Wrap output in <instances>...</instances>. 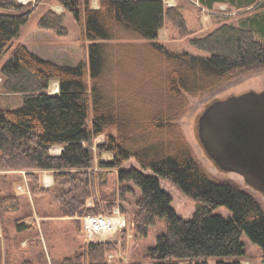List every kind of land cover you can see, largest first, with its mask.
<instances>
[{
    "label": "trees",
    "instance_id": "trees-1",
    "mask_svg": "<svg viewBox=\"0 0 264 264\" xmlns=\"http://www.w3.org/2000/svg\"><path fill=\"white\" fill-rule=\"evenodd\" d=\"M44 1L36 0L29 10L18 0H0V60L13 49L0 75L4 90L24 100L19 109L0 107V171L25 172L33 198L49 199L57 217L75 218L113 213L114 194L103 189L99 178L106 170H117L120 199L130 206L135 199L136 210L128 221L135 242L165 220V231L146 251L150 264H192L201 258H216L215 264H242V234L264 251L260 202L240 184L213 178L195 157L178 124L187 111L188 96L218 90L238 71L264 68V40L255 36H264V16L242 26L224 23L205 36L192 38V46L209 54L201 56L174 53L156 42L166 19L182 36L188 35L183 13L178 7H167L163 0H100L99 9L92 8V0H58L66 13L83 24L84 37L93 43L89 65L69 66L44 59L25 44L13 45ZM215 1L206 3L211 7ZM64 20L65 13L49 10L38 27L67 36ZM134 37L153 42L147 46L160 51L164 64L160 81L159 73L153 74V85L160 84L158 91L140 98L124 94L121 85L113 88L117 91L107 90L103 73V54L109 43ZM54 79L60 83L58 96L49 94ZM140 105L148 110L139 109ZM110 129L117 134H107L103 142L95 143ZM54 148L61 151L54 153ZM96 151L113 158L104 160ZM132 159L141 169L123 168ZM44 171L53 173L52 188L43 186ZM162 181L196 201L190 220L178 215ZM22 201L20 195H0V212H18ZM220 207L228 208L232 216L215 214ZM20 220L16 228L25 232L29 225ZM128 229L121 233L124 248ZM118 249L115 241H89L73 256L51 264H113L109 255ZM21 264L47 262L42 254L25 257Z\"/></svg>",
    "mask_w": 264,
    "mask_h": 264
},
{
    "label": "rangeland",
    "instance_id": "rangeland-1",
    "mask_svg": "<svg viewBox=\"0 0 264 264\" xmlns=\"http://www.w3.org/2000/svg\"><path fill=\"white\" fill-rule=\"evenodd\" d=\"M26 9H31L36 6V0H18ZM93 1V0H92ZM100 1V0H99ZM166 6L178 7L184 15L187 25L188 35L182 36L178 28L169 20L166 19L165 25L160 32L159 39L156 41L159 45L168 48L174 53L189 52L194 55L209 56L208 53L201 51L191 45L190 40L195 37L205 36L218 26L228 23L235 26H242L251 19L257 18L259 15L264 16V0H217L210 7L206 0H163ZM49 10L60 11L65 13L64 25L68 30L67 36H59L55 32L42 30L38 27V22L41 17ZM84 26L76 21L72 13H66L64 8L59 4L58 0H45L38 5L35 11L31 14L30 20L21 30V34L16 39L25 44L33 53L44 59L56 62L59 65L76 66L81 62L90 64V45L93 44L90 40L84 37ZM256 39L264 40V36L255 33ZM15 43V42H14ZM147 43H153L142 38H132L128 41H113L110 42V48L104 51V71L105 79L108 85L107 90L117 91L113 88L122 86V92L138 96V98L149 95L150 92L156 93L160 84L153 85V74H158L159 81L162 78L160 75L164 68L161 53L153 48H149ZM108 44V43H107ZM14 45V44H13ZM15 47V45H14ZM155 50V51H154ZM11 52H8L0 60V69L2 65L10 58ZM90 83L91 77L89 76ZM58 88L60 89V83ZM57 87V84H56ZM118 89V90H119ZM51 90V89H50ZM49 90V91H50ZM54 90V86L52 87ZM264 90V68L258 70L238 71L234 77L221 88L211 93L202 94L199 96H188V108L182 118L178 121L185 138L187 139L195 157L203 165V167L216 180H232L252 195L260 202L264 208L263 193L249 187L244 179L237 173L227 172L220 169L213 160L207 155L199 137L198 126L199 119L203 112L216 101H222L232 96H239L251 91L261 92ZM24 105L22 95L8 94L4 90V80L0 75V107L8 109H19ZM139 109L146 112L141 105ZM146 110V111H145ZM150 110V109H149ZM91 119V118H90ZM91 125V124H90ZM107 134H117L116 129L108 130L104 135L95 139V143L103 142ZM61 148H54V153H59ZM97 156L104 160L113 158L112 154L104 153L100 156L96 151ZM137 167L141 169L135 159L126 162L123 168ZM24 175V174H23ZM117 170L104 171L103 176H100V183L104 181V190L108 193H113L115 197L114 210L119 208L120 211L127 217L130 222L135 208L134 205H125L120 199V185L118 182ZM26 177V175H25ZM27 180V178H26ZM28 182V180H27ZM55 182V180H54ZM26 197L22 196L24 203H34L35 207L46 208L49 202L50 208H47L45 216L52 218L51 225L45 226L40 224L39 237L44 235V241L39 240L40 244L36 245L34 253L37 255L43 251L47 264H51V260L58 261L66 257L73 256L81 246L88 242V238L81 230V217H77L80 221L69 220L70 217H57L54 214V209L50 204L49 199H36L31 195L29 183H27ZM162 187L173 197V207L178 215L185 220H190L194 214L196 201L185 195L177 186L170 182L162 181ZM22 193L21 187L17 190ZM139 195V191H137ZM133 197H130V200ZM32 199V200H31ZM91 203H89L90 205ZM215 214L222 215L226 218L232 216L228 208L220 207L215 210ZM72 218V217H71ZM21 221V220H20ZM65 221V222H64ZM165 220H159L158 224L151 228L149 235L135 242V237L130 228L127 230V244L123 245V236L121 233L114 235L113 241L119 244L117 252L112 253L109 261L113 264H118L120 261L125 263L143 262L150 264L145 260V254L148 248L155 246L157 237L165 231ZM42 232V234H41ZM25 236L29 233L24 232ZM97 240L92 239L91 241ZM242 242L244 244L245 255L242 258V264H264L263 249L252 243L246 234H242ZM21 244V243H20ZM19 244V245H20ZM48 250V257L46 250ZM19 254V250L17 251ZM8 257L2 255L0 249V264H21L25 258L23 254ZM37 257V256H36ZM36 257H33L36 258ZM49 258V259H48ZM216 258H201L193 261L192 264H215ZM187 264V262H186Z\"/></svg>",
    "mask_w": 264,
    "mask_h": 264
},
{
    "label": "water",
    "instance_id": "water-1",
    "mask_svg": "<svg viewBox=\"0 0 264 264\" xmlns=\"http://www.w3.org/2000/svg\"><path fill=\"white\" fill-rule=\"evenodd\" d=\"M198 137L220 169L264 195V90L211 104L200 116Z\"/></svg>",
    "mask_w": 264,
    "mask_h": 264
},
{
    "label": "crops",
    "instance_id": "crops-1",
    "mask_svg": "<svg viewBox=\"0 0 264 264\" xmlns=\"http://www.w3.org/2000/svg\"><path fill=\"white\" fill-rule=\"evenodd\" d=\"M92 8L99 9L100 8V1L93 0L92 1ZM56 12L60 13V11L56 10ZM24 28V27H23ZM22 28V30H23ZM21 34V33H20ZM14 45L23 44L22 42L14 41ZM58 80H52L50 85L49 94L53 96H58L60 93V89L58 88ZM57 84V87H56ZM54 86V90L52 87ZM61 151V149H60ZM24 174V175H23ZM25 172H17V171H0V195H7V194H16L20 196H24L27 194V180L25 177ZM42 183L44 188H52L55 184L53 173L51 171H44L42 173ZM21 187L22 193H18V189ZM32 200V199H31ZM36 205L33 203H27V205L22 201L21 209L18 212H0V249L2 250V255H7L8 257H12L17 255V251L19 250V254H23L26 258H33L39 257L43 253L41 251L38 255L34 253L39 240L44 241V235L39 237V228L40 224L45 226L51 225L57 221L52 220V218H48L45 216L44 212L46 213L47 208H50L49 202L47 203L46 208L41 209V207H35ZM24 219V221L29 225L27 227V232L29 233L25 236L24 232H18L16 228V221ZM75 218H70L69 220H76ZM55 221V222H51ZM78 221V220H76ZM65 222V221H64ZM42 234V232H41ZM90 240L88 239V242ZM21 243V244H20ZM20 244V245H19ZM37 249V248H36ZM47 257H48V250L45 248ZM49 259V258H48ZM52 261V260H51Z\"/></svg>",
    "mask_w": 264,
    "mask_h": 264
},
{
    "label": "built area",
    "instance_id": "built-area-1",
    "mask_svg": "<svg viewBox=\"0 0 264 264\" xmlns=\"http://www.w3.org/2000/svg\"><path fill=\"white\" fill-rule=\"evenodd\" d=\"M81 226L83 233L90 241L96 238L101 242H109L113 241L114 235L128 229L129 222L117 208L111 215H84L81 217ZM110 257L109 255V259Z\"/></svg>",
    "mask_w": 264,
    "mask_h": 264
}]
</instances>
